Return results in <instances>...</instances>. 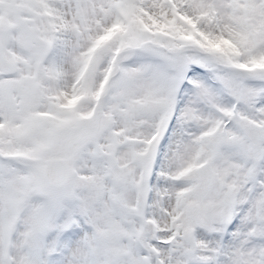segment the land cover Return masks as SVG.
<instances>
[{
  "label": "snow or ice",
  "instance_id": "6c2138e0",
  "mask_svg": "<svg viewBox=\"0 0 264 264\" xmlns=\"http://www.w3.org/2000/svg\"><path fill=\"white\" fill-rule=\"evenodd\" d=\"M0 264H264V0H0Z\"/></svg>",
  "mask_w": 264,
  "mask_h": 264
}]
</instances>
